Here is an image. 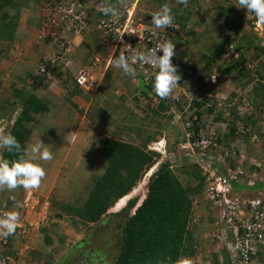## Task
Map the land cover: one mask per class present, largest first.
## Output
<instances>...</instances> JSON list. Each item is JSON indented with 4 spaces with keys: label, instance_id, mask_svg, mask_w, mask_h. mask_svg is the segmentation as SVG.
<instances>
[{
    "label": "trees",
    "instance_id": "1",
    "mask_svg": "<svg viewBox=\"0 0 264 264\" xmlns=\"http://www.w3.org/2000/svg\"><path fill=\"white\" fill-rule=\"evenodd\" d=\"M43 1L38 0L41 3ZM194 4L202 5L203 2L202 0H190L185 7L179 5V9L182 10L179 12V20L181 23L184 21L181 25L186 29L187 40L194 38L196 42H200L198 44H207L208 48L198 45L200 55L197 59V67L191 65L189 59L184 58L183 50L179 51L174 64L177 67L178 75L181 76V79L191 78L194 74L201 72L203 75L201 80H204L218 70L221 78L226 76L231 78L233 75L232 79H237V81L241 79V81L237 82L235 86L239 92L230 87L228 106H216L215 102L211 104V100L205 94L195 97L193 104L189 107L193 111L190 115L183 112L181 118L187 130H191L194 134L193 139L198 137L200 130L207 127L206 125L211 120L214 121L218 129L221 128L220 123H227L229 131L225 133V138L220 139V143L227 147L230 146L232 140L244 135V133H240L238 136L235 133V129L238 128L237 119L245 124L244 127L254 123L259 127V116L264 115L263 38L254 33L252 28L245 27L238 10L233 5H228L227 0H216L214 10L211 4L207 7V11L211 13L214 11L213 16L209 19L206 16L207 11L196 15ZM6 16L5 14L0 17V23L5 24V28L8 27V24L5 23ZM201 26L203 31L197 33L196 28ZM2 30L0 29V33L5 32V29L2 28ZM96 37L101 40L98 36ZM189 43L191 42H187L185 47ZM234 51L237 53L234 54ZM67 73L69 75V70ZM118 74H122L123 80L129 84L140 75L136 72L135 77L126 76L122 70L120 72L118 70ZM2 76H4V72L0 74V81ZM37 79L47 82L45 75L38 74ZM140 80L139 85L118 96L116 106L124 123L119 127L118 133L105 138L101 148L97 151L98 157L94 166L98 163V166L103 168L99 170L101 173L98 172L93 179L90 178L86 183L85 190H80L83 194L82 203H80V198H75L74 203H67L63 207L69 214L76 215L85 226L86 224L108 222L110 216L119 215L122 212L130 213L124 223L118 225L117 230L121 231V236L116 245V251L108 253L106 247L94 248L90 246L87 248L92 244L91 236L95 233V230L92 229L89 230L86 237L71 247V250L77 249L82 242L86 245L82 248L83 254L80 262L75 259L70 264H173L180 257H188L192 260V256L195 254V244L201 246L206 255L207 264H222L219 253L216 251L206 253L208 252L206 247L201 245L193 231V228L199 227L201 224V222L192 224L191 217L193 215L191 214H194L197 208L193 206V199L195 195H203L206 186L201 168L198 165L193 166L192 169L184 167L181 175H177L172 168V164L183 163L185 159L176 151L178 149L176 145L186 139V134H182L183 130L179 131L175 128L177 134L183 138L173 144L169 142L168 160L162 162L152 175L148 176L147 173L139 185L143 173L160 157L159 153L149 150V143L160 139L163 134L162 129H169L170 123L176 125L174 119L178 109L174 111L173 102L181 107L180 111L184 110L182 109L184 106L182 97L179 99L181 101H173L169 98L161 99L153 90L154 78L149 82L142 78ZM142 81L145 84L143 91ZM249 87L251 90L247 91ZM139 88L141 90L138 92V96L135 95L136 97H132L131 100L128 96L134 95L133 92ZM33 89L20 90L16 88L11 96L6 94V90L4 91L3 88L4 93L0 92L1 117L6 118L12 110L21 107L9 133L14 135L25 148L32 130L30 123L44 111L43 101ZM244 92H246L245 95H243ZM140 97L143 99L142 102L147 103L148 109L143 108L144 106L139 101ZM244 98L249 102V115L242 116L240 107L243 105ZM94 108V112H96L98 106H94ZM208 117L212 119L208 120ZM246 119H250V121L246 122ZM243 138L246 139L250 149L255 150L257 147L262 148L263 146L259 142L252 141V135L249 132L245 133ZM248 157L242 156L244 166L248 170L256 168L254 164L249 163ZM16 158L17 154H10L7 150H3L1 154V159L13 160ZM239 158H241L239 154L230 157L228 159L230 165L235 167L239 163ZM214 162L218 163V161ZM221 169L224 174H227L223 165H221ZM70 180L72 181V179ZM146 181L149 190L146 194L139 195V191ZM257 187H264V182L258 183ZM235 188L243 192L248 187L237 185ZM85 191L88 193L87 196L83 193ZM119 201L124 203L116 208L115 205ZM206 204L208 208L205 211H210L209 204L207 202ZM205 216L209 217V222L212 221L210 213L206 212ZM59 217H63V215ZM263 246L261 245V250ZM262 253H264L263 250ZM169 257L171 260L168 259ZM48 261V264H52L50 259ZM61 261L57 264H60Z\"/></svg>",
    "mask_w": 264,
    "mask_h": 264
},
{
    "label": "built area",
    "instance_id": "2",
    "mask_svg": "<svg viewBox=\"0 0 264 264\" xmlns=\"http://www.w3.org/2000/svg\"><path fill=\"white\" fill-rule=\"evenodd\" d=\"M105 2L107 0H47L41 6L42 18L36 41H46L49 50L41 57L38 68L40 75H45L50 80L52 67L71 52L77 40L96 41V36L106 43L112 54L127 56L132 67L140 74L138 78L146 82L152 81L157 69L132 62L131 57L136 52L150 53L158 44L171 40L176 44V55L172 58V63L175 64L180 48L178 40L184 36L176 17L172 15L174 27L167 29H158L151 23L152 14L164 5L169 6L168 3L162 2L155 7L153 0H110L118 11V15L113 17L102 13L101 6ZM158 55H162V52H158ZM100 59L97 55L95 63ZM66 65L71 66L72 61L67 59ZM75 81L86 94L96 91L100 84L93 67L89 66L78 69ZM178 84L173 92L181 90L179 81ZM248 106L249 103L245 101L240 109L249 111ZM195 118L197 119V115ZM262 118L259 121L260 128L240 125L239 130L243 133L250 132L252 141L264 144V115ZM215 125L211 120L207 127L200 130L196 139H193L191 130L187 131L186 139L180 146L190 150L188 156L205 176L204 199L210 203V211L207 212L213 218L210 222L212 240L216 246L219 245L218 253L222 264L226 256L230 264H264V246L261 250V245H264V187H257L258 183L264 182V157L260 162L252 158L250 164L257 167L248 170L243 164L242 154L239 155V163L232 167L228 159L238 155L236 145L225 147L220 143V139L225 138L228 125L220 123V129ZM159 144L162 141L156 142L154 147ZM214 161L218 163L215 164ZM221 165L227 174L222 172ZM237 185L248 188L242 192L236 190ZM31 201L29 199L26 206L36 209L38 199L34 200L35 204H31ZM6 212L0 209V216ZM200 216L198 212H194V225L201 222ZM20 218V225L14 235L6 239L0 237V264H29L27 241L36 225L24 216ZM194 249L193 264H207L201 246L195 244Z\"/></svg>",
    "mask_w": 264,
    "mask_h": 264
},
{
    "label": "rangeland",
    "instance_id": "3",
    "mask_svg": "<svg viewBox=\"0 0 264 264\" xmlns=\"http://www.w3.org/2000/svg\"><path fill=\"white\" fill-rule=\"evenodd\" d=\"M158 1H159V3L154 5L155 7L159 6L163 2V0H158ZM202 2L204 5L203 4L202 5H198V4L193 5V7H196V5L198 7V9L195 8V11L197 13L196 15H200L201 13H205V11H207V7L210 4L213 6V10L215 9L214 5H216V0H202ZM166 3H170V5L171 4L172 5L173 4L174 5L180 4V3H177V0H167ZM227 4L233 5L238 10V13L241 16V19L243 20L245 27H248V29L252 28L254 33L258 34L259 37H262L263 41H264V25H256L255 24V21H256L255 16L253 14L247 13V10L244 8H238L236 6L237 0H227ZM168 7L172 8V6H168ZM41 9H40V11H41V15H42ZM213 13H214V11L212 13L207 11V14H206L207 18L208 19L211 18L213 16ZM40 18H42V16H40ZM2 25H3V23H0V28ZM196 29H197V33H201L203 31L202 26L198 27ZM218 32L220 34L219 30H218ZM3 33H0V68L3 69L2 71L5 73L4 75H6V74L8 75V73H10L9 71L7 72V70L5 68L10 67L8 61H11L13 59V55H14L13 51L16 52V50H17L18 53L20 51L21 53H19V54L21 56V55L25 54L24 51L26 49V53H28L29 55H33V56L37 55L36 57H38V53H39L40 49L33 47V45L31 46L32 49H29V48H31L29 46H28V48H26L24 45H21L18 43L17 44H14V43L11 44L12 43L11 40H8V43H6L7 39H6L5 35H7L8 32L5 31ZM187 42H191L192 44L189 43L185 47V44L182 43L181 51L183 50V53L185 54L184 58L186 60L189 59V63H191V65H195V67H197V65H198L197 59L199 58V55H200L199 49L197 47H198V45H201L204 48H208L207 44H204V43L198 44L200 42H196V40L194 38L187 40ZM5 43L7 44V46L5 45ZM39 44H40L39 45L40 47H41V45H44L42 42ZM47 49L49 50V48H47ZM47 49H45V51H48ZM234 52H235V54L237 53V51H234ZM101 53H102V51H101ZM43 54H45V53H43ZM103 56H105V54H102V57ZM78 57L79 56H77V58ZM83 57H84V54H83L82 58L79 57L80 59H78V61H77V59L75 60V62L73 61V63H72L73 66L75 67L77 65L76 67H78L79 65L84 64L85 58L83 59ZM102 57H101V60L103 59ZM86 61L87 60L85 59V62ZM40 63L41 62H39V64ZM88 65H90V64H88ZM66 66H68V65H66ZM60 69L63 71H66V69L62 68V66H61V68H59V67L57 68L56 66L52 67V79H56V77L60 76V74H59ZM116 69H117V72L115 71ZM27 70H28V68L25 67V65L23 64V67L18 68L15 72L20 75V78L23 79V77L27 76V73H28ZM118 70H119V72L121 71V69L113 67L112 70L109 72L108 77H109V80H110V78L112 79L111 82L113 83V86H117L116 88H121L122 87L121 84L125 83V81H123L122 74H118ZM2 71H0V73ZM100 72L101 71H99V72L95 71V73H97L98 75ZM213 74L214 73H212V75ZM63 75H64V72H63ZM201 76H203V75L201 72H199L197 74H194V76H192L193 78L192 77L191 78H185L183 76L184 78L180 79L181 86L183 88L181 89V92L179 90H177L176 93L179 94V99L182 96L181 99L183 101L182 103L184 104V106H182L183 107L182 109H184V110L180 111L179 110L181 108L180 106L172 105V108L174 109V111L175 110L177 111V109H178V111H177L178 113L176 115V118L174 119V121L176 120V125L175 124L173 125L170 123L171 127H169V129L163 128L162 129L163 134L160 138H166L168 141H171L172 144L174 142H178V139L183 138L182 136H179L177 134V132L175 131V128L179 129V131L183 130L182 134L187 133L188 130H187V127L184 126V122L182 121L181 115L183 114V112L190 115L191 111H193V110H191V108H189V107H190V104L193 103V100L195 97H201V96H204L205 94H208L207 97H208V99L211 100V102H210L211 104L215 102L216 106L218 105V106L224 107L226 105H224L223 102L228 97L230 87L235 88L236 91L239 92V90L235 86H236L237 82L241 81V79L240 80L238 79V81H237V79H232L233 75L231 76V78H228V77L221 78L220 76L219 77L216 76L215 77L216 80H212L213 76L212 77L208 76L207 78H204V80H206V81L201 80ZM60 78H61V80H62L61 82L63 84L65 78H62V77H60ZM124 79H125V77H124ZM127 79H128V77H127ZM51 80H47V82L46 81L45 82L49 83V82H51ZM243 80H244V78L242 79V82H243ZM56 81H58V80H56ZM71 81H72L71 79L68 80V82H67L68 86L71 85L70 84ZM119 83H120V85H119ZM142 83H143V86L142 85L141 86H142V91H143L145 88V84L143 81H142ZM208 84H209V89H207ZM129 85H130V88L137 86L135 84V82H133V81ZM108 86H109V84H108ZM4 87H5V83L4 82L1 83V81H0V92L4 93L2 91V88H4ZM7 87H10V84L7 85ZM3 90L5 91L6 89H3ZM37 90H39V88ZM140 90H141V88L137 89L135 92H133L134 95L128 96V97H130L132 100V97L138 96V94H139L138 92ZM249 90H251V87H249L247 89V91H249ZM9 92H11V90L9 91V89H8V91L7 90L5 91V93L6 94L8 93V95H9ZM245 93L246 92H244L243 95H245ZM172 98H173V96H172ZM140 99H141V97L139 98V101H141L142 105L144 106L143 108L148 109L147 103L145 104L144 102H142L143 99H141V100ZM243 100H244V102L246 101V103H249L247 101V99L244 98ZM179 101H181V100H179ZM179 104H181V103H179ZM154 105L156 106L157 104H154ZM17 110H19V109H17ZM203 110L205 111V108H203ZM100 111L101 110L98 109L96 112L92 111V113L89 114L90 124L94 123V125H98L100 122H102V119H103V123H102V126L104 128L103 130H105V132H107V133L115 131L113 127L108 128V126H107V122L110 119H112L111 113L109 116H106L107 115V112H106L107 108H106V111H103V114H101ZM18 113H19V111L18 112L16 111L15 114L13 115V117H10V119L3 118V117H1V114H0V118H1L0 128H3L5 130V132L8 131V129H10L9 126L12 125L11 123H13L14 120H16L15 117L18 115ZM53 113L55 114V112H53ZM193 113H195V112H193ZM205 114H206V112H205ZM113 117H114V119H118V122H120L119 127H121V125L124 122L121 119L120 112L118 111V113L116 115H113ZM211 119H212L211 117H208V120H211ZM259 119H260V121H262L263 118L259 116ZM49 123H51L53 126H51L50 130L48 128L45 129L44 128L45 123H43L42 128L46 132H43L42 133L43 135L40 136L42 138H37L38 140L34 141V143L42 141L44 143L45 147H47L46 138L55 134V131H56L55 123L51 119H49ZM119 127L117 128V130L120 129ZM237 127L239 130L240 125L238 124ZM91 128L92 127H90L89 125L84 124L82 130H80L79 134L75 138L74 147L72 148L70 157H69L68 161L66 162V166H64V169H63L61 176L59 178V185L60 186H62L64 184L65 179H72L71 183L68 184V186H66L63 190H57V192L55 194V195H57V193L62 191V194H65L64 195L65 196L64 201H66V198L68 197L69 199H72L73 203H74L75 198H77V196H80V203H82L83 199L81 200V197L83 196V194L79 190L84 189L86 187V183L90 180V178L93 179L94 175L97 174L100 169H103V168H100V166H98V163H97V165L95 164V166H94V162L98 157L97 151L99 148H101V145H102L101 140H104V135L100 131L97 132V130H96V132L94 131V133H92ZM73 132H74V129H72L70 132H65V133L57 132L59 140L65 141V143L63 145H57V151L56 152H61V156H63L64 150L66 149V147L70 143L69 140L72 137ZM49 133H50V135H49ZM240 133H242V132H238L237 135L239 136ZM243 137H245V134L242 137L240 136L241 141H239V142H237V140L235 141V140L231 139L233 143L236 142V144H234V145H236L235 147L237 150H235V151L238 152L239 155H242V154L247 155L248 154L249 157L247 158V160L249 161V163H251V161H253L252 158H254V157L260 158L261 156L262 157L264 156L263 147L262 148L257 147L255 150L250 149V147H248V145L246 143V139L244 140ZM232 142H231L230 146L232 145ZM154 143L155 142H152L150 144V146L152 148L155 145ZM181 143H183V142L180 141L176 145L178 147V149L176 151H177V153H179L183 157H185V159H184L181 166L180 165L172 166V168L174 169V172L177 175H181V173H183L182 169L184 167L185 168L187 167V169H192L193 166L197 165L196 163H194V161L191 159V157L188 156V153L190 150L187 148H181L180 147ZM230 146H228V147H230ZM2 152H3V149H0V156H1ZM245 153H247V154H245ZM160 157H161V155H160ZM160 157L157 160H159ZM92 161H93V163H92ZM37 162L38 163L40 162L41 165L45 168L46 166L51 165L53 160H51L49 162H43V161H37ZM55 162L58 163L60 161L55 160ZM258 162H260V160H258ZM153 166H154V164L151 167H149L143 173V176L141 177V179L139 181V185H141V183L144 180V178L146 177L147 173L149 175V172H150L149 170ZM93 171H94V173H93ZM99 173H101V172H99ZM182 177H184L183 174H182ZM148 190H149V185H148V182L146 181V183L143 185L142 189L139 191V193H140L139 195L146 194L148 192ZM23 191H24L23 188H17L14 191H8V190L0 191V207L4 208L3 206L6 207V204L7 205L9 204V201H8L9 198L7 197V195L8 196L11 195L12 198L19 199L21 196V193ZM83 193H85V196L88 195L87 191H85ZM200 195H202V194L195 195V197L193 199V206L197 207L195 210L196 213L198 212L201 215L200 216L201 217V224L199 227L196 226L195 228H193V231H194V234L196 235V237L199 238L201 245L206 247V249L208 251L206 253H210L209 251L219 252V249H220L219 245L216 246L215 241H213L212 237H211L212 229H211V225L209 223V217L205 216L206 212H207L205 210H206V208H208V206H206L207 204H206L205 199H204V193H203L202 197H199ZM122 203H124V202L119 201L118 204L115 205V207L116 208L119 207V205ZM208 204H210V203H208ZM52 205H53V203H52ZM55 206L60 208L62 211V214H64V217H59V216L55 217L56 222H54V223H56V224L54 227L56 230H58V233H56V234L59 235L61 231L65 232L67 228H69V229L71 228V230H72L71 233L67 232V236L70 240L67 242V244H65V248H69V247L77 244L84 237H86V234L89 232V230L94 229L95 233L91 236L92 244L88 245L87 248H89L90 246H92L94 248H105L106 247L108 249V253H114L116 251V248H117L116 245L119 243L120 236H121V231L119 232L117 230L118 225L123 224L125 219H127V217L129 216L130 213L127 214L126 212H122L119 215L110 216V219L108 222L101 223V224H98V223H93V224H88V225L86 224V226H85V224H83V222L78 220L76 215L72 214V216H71L68 212H66L63 209V205L59 206V205L55 204ZM51 210H52V208H51ZM191 215H194V214H191ZM191 218H193V217H191ZM79 228H80L81 232H78L77 229H79ZM54 238H55L54 244L50 245V247L47 248L48 250L49 249L54 250V251H52L53 254L49 255L51 257V259L49 258V256H46L47 254H45L43 256V258L46 260V262H49L48 259H50V261H53V264H57L59 261H61L63 253L58 254L57 252H55V248L58 247V242H59L60 237L59 238L54 237ZM85 246L86 245L82 242L80 244L79 248L72 250L70 253H68V256L63 257L60 264H68V263L70 264V263L74 262L75 259L76 260L78 259V261L80 262V260L82 258V254H83L82 248ZM30 253H31V255H29V257L32 258L30 264H37L38 262H37L36 258L33 256L34 255L33 252H30ZM204 255H205V253H204ZM68 259H69V262H67ZM46 264H48V263H46ZM223 264H225V261L223 262Z\"/></svg>",
    "mask_w": 264,
    "mask_h": 264
},
{
    "label": "crops",
    "instance_id": "4",
    "mask_svg": "<svg viewBox=\"0 0 264 264\" xmlns=\"http://www.w3.org/2000/svg\"><path fill=\"white\" fill-rule=\"evenodd\" d=\"M46 1L47 0H44L43 3H41L38 2V0H11L10 2L9 0H0V17H2L5 14L7 15L5 19V23L8 24V27L5 28L4 27L5 24H4L2 25L3 27L1 26L0 28L1 30L3 28L5 29V31L8 32V34L5 35L7 39L6 43H8V40H11L12 41L11 44L18 43L24 45L26 48H28V46L31 47L33 45V47L40 49L39 53L37 52L38 57H36L37 55L36 56L29 55L28 53H26V49L24 51L25 56L24 55L20 56L19 53L21 52L19 51L18 53V51L15 49L16 52L13 51L14 52L13 59L11 61H8L10 67L5 68L7 72L9 71L10 73H8V75L6 74L1 77V83L2 82L5 83V87L3 89H6L7 91L8 89L9 91L11 90V92H9L10 96L12 95L13 91H16L15 90L16 88L20 90H25V89L31 90L34 88L33 90L37 92L38 96L44 102L43 103L44 111L38 114L36 118L30 123L31 125L30 128L32 130L30 133V137L27 141L26 147L31 146L34 143V141L38 140L37 138H42L40 136L43 135L42 134L43 132H46L42 128L43 123H45L44 128L45 129L48 128L49 130L51 126H53L51 123H49V119H51L56 125L55 134L46 138L47 148L53 153V159H52L53 162L51 165L46 166L44 168L46 171V176L43 179L41 186L38 189H34V190L26 191L24 189L19 199L12 198L11 195L10 196L7 195V197L9 198L8 199L9 204L8 205L6 204V207L3 206L4 209L8 211H18L20 216H24L28 221H31L34 223V225H36L35 229L33 230V234L27 244L31 249V252H33L34 254L33 256L36 258L38 262L37 264H43V263L46 264L47 262L43 258V256L45 254H47L46 256L53 254L52 251L54 250L53 249L48 250L47 248L50 247V245L54 244V239H55L54 237H58V238L60 237L58 242V247L55 248V252H57L58 254L63 253L62 259L72 251L71 250L72 246L69 248H65V244H67V242L70 240L67 236V232L71 233L72 231L71 228L70 229L67 228L65 232L61 231L60 234L58 235L56 234L58 233V230L55 229L54 226L56 223L54 222H56L55 221L56 216L63 215L64 217V214H62L61 209L55 206V204L59 206L63 205L64 207V205H66L67 203L69 204L73 202V200L69 199L68 197L66 198V201H64L65 194H62V191L57 193V195L55 194L57 190H63L66 186H68V184L71 183L70 179H65L64 184L60 186L59 178L64 169V166H66V162L70 157L72 148L74 147L75 138L79 134L80 130H82L84 124H87L90 127H92L91 128L92 133H94V131L96 132V130L97 132L100 131L104 135V140L106 137L113 135L115 132L118 133L117 128L120 126V122H118V119H114L113 117V115H116L119 111V109L116 106V103L118 101L119 94L120 93L124 94L125 91L130 89V85L127 82L122 83L121 88H116L117 86H113V83L111 82L112 79L110 78L109 80L108 74L113 68L111 64V60L114 56H118V55L112 54L109 51V48L107 47L106 43L99 39L96 41L94 40L86 41L83 39L77 40V42L73 45L71 52L68 53V55L65 56L62 61H58L59 63L57 62L56 65L57 68L58 67L60 68L59 66L60 63L65 64V61L67 59L72 61L73 63V61L75 62L76 59L78 61V59H80L79 57L82 58L84 54L83 59L85 58L87 61L85 62L84 59V64L81 65L93 67L92 64H94L97 65L96 67H93L94 70L98 72L101 71L99 75L96 73V75L100 80V87L94 97L88 98L87 96H85L73 81H71L70 83L71 85L68 86L67 82L70 79V77L68 78L67 75H63L64 71L61 69L59 72L60 76L56 77V79H52L51 82L46 83L44 81L41 82V80L38 81L39 79H37V75H38L37 69L39 66L40 58L42 57L43 53L47 52L45 51V49L49 48L47 46L48 43L46 41L42 42L44 45H41L40 47L39 46L40 44L37 43L35 39L37 32L39 30V24H40L39 22L41 16L40 9L41 6ZM6 43L5 45L7 46ZM29 49H32V47ZM102 54H105L106 57L103 56L102 60L100 59L98 63H95L94 61L95 57L99 55L101 58ZM77 56L79 57L77 58ZM87 63L90 65H88ZM23 64L25 65V67L28 68L27 70L28 73L27 76L23 77L22 79L20 78V75L17 74L15 71L18 68L23 67ZM2 70L3 69L0 68V71ZM115 71L117 72V69ZM60 77L65 78L63 84L61 82L62 80ZM9 84L10 87H7V85ZM38 88L39 90H37ZM94 106L95 107L101 106L100 109L101 114H103V111H106L107 108L106 116H109L110 113L112 116L111 117L112 119H110L107 122V126L108 128L113 127L115 131L109 133L105 132L102 126L103 122H100L98 125H94V123L90 124L89 114L92 113V111H94L95 109ZM18 109L19 110L17 109L12 110L11 113H9L8 117L6 118L10 119V117H13L16 111L17 112L20 111L21 107ZM53 112H55V114ZM18 115L15 117V119L18 117ZM14 122L11 123L12 124L11 126H9L10 129L6 131L7 133L10 132ZM72 129H74V132L69 140L70 143L64 150L63 156H61V152H56L57 145H63L65 141L59 140L57 132L65 133V132H70ZM104 140H101L102 144L104 143ZM55 160H59L60 162L56 163ZM36 198L38 199L39 202V203L37 202L38 204L36 205V209L33 208L31 209L26 206L25 203L29 199L30 201L33 199L31 201V204L32 203L35 204L34 200ZM77 198H80V196H77ZM72 214L73 213H70V215ZM78 232H81L80 228ZM49 258L51 259L50 256ZM50 262L53 264V261ZM225 263L230 264L229 260L227 259V256L225 258Z\"/></svg>",
    "mask_w": 264,
    "mask_h": 264
},
{
    "label": "clouds",
    "instance_id": "5",
    "mask_svg": "<svg viewBox=\"0 0 264 264\" xmlns=\"http://www.w3.org/2000/svg\"><path fill=\"white\" fill-rule=\"evenodd\" d=\"M153 1L156 4L159 3L158 0H153ZM166 1L167 0H163V2H166ZM189 2L190 0H177V3H180V4L170 5V3H168L169 6H172V8L171 7L169 8L167 5H164L162 6L160 10L154 12L151 16V23L158 29H167L169 27H174V24H173L174 18L172 15L176 17V20L180 24L182 31H183V35H184L183 37H180V40H178L180 44L179 51H181L182 43L184 44L187 43L186 29L183 27V25H181L182 23H184V21H182L181 23L179 20V15H180L179 12H182V10L179 9V5L185 7ZM236 6L238 8L246 9L247 13L253 14L256 18V21H255L256 25H264V0H237ZM193 8L198 9L197 5L196 7H193ZM101 11L105 16L115 17L118 15L117 8L111 4L110 0H107V2L102 4ZM40 21H41V18H40ZM96 40H98V38H96ZM262 43H264V41ZM175 48H176L175 43H173L171 40H165L164 42L158 44L156 49H154L150 53L136 52L131 57V61L143 64V65H149L157 69V71L154 73V82H153V90L155 94L161 99L169 98L170 100L173 99V101L174 100L178 101L179 94L176 92H173L179 85L178 81L181 79V76L178 75L177 73V67L172 63V58L176 55ZM158 52H162V55H158ZM40 62H41V58H40ZM111 64L113 67L121 69L123 74L126 76L135 77L136 75L135 69L132 67V64L130 63L129 58L125 56L124 54L114 56L111 60ZM92 65L93 67L97 66L94 64ZM59 66L60 68L61 66L62 68L63 66L65 67L63 68V69H66V71H64V75H67L68 78L69 77L72 78L71 80L83 92L85 96H87L88 98H91L96 95L100 87V84L96 91L90 94H86L77 85L75 81V74L77 73L78 69L82 67V65H79L78 67H76L77 66L76 65L74 67L73 64L71 66H65L64 63H60ZM89 67H92V66H89ZM68 70L70 73L69 75L67 73ZM94 73H95V70H94ZM213 73L214 74L213 75L211 74L210 76L211 77L213 76L212 80H216L215 77L216 76L219 77V72L218 70H216ZM37 74H39L38 69H37ZM95 76L97 77L98 81H100L96 73H95ZM140 81L141 80L137 77L133 79V82H135V84L137 85L140 84ZM179 83L181 84L180 81ZM207 89H209V84H208ZM178 90L181 92L180 89ZM227 99L223 102V104L226 106L229 105L227 103ZM242 103L244 104V100L242 101ZM192 104H190V106ZM173 105H175L174 102H173ZM98 109H101V106H98ZM246 112H248V110L241 109L240 114H242V116L246 114L249 115V112L248 113ZM237 121L239 125L245 126V124H243V122H241L240 120L237 119ZM248 121H250V119L249 120L246 119V122ZM102 122H103V119H102ZM253 125L256 128H260V123H259V127H257L256 123H254ZM117 131L119 132L120 129H118ZM238 132H241V130L239 131L238 128L235 129V133L238 134ZM258 132L260 135H262V132H260L259 130ZM111 136H114V134ZM236 140L237 142L241 141L240 137H237ZM160 141H162L161 145L159 144L153 148L150 146L152 142L156 143ZM152 142H150L148 145L149 150L159 153L161 157L159 160H157L154 163V166L151 168L153 169L155 167L154 170H152L151 175L153 174V172H155L159 168L162 162L168 160L167 148H168L169 142L171 141H168L166 138H160ZM234 144H236V142L234 143L232 142V145ZM262 147L264 149V144ZM0 149L7 150V152L10 154L12 153L17 154V158L13 160L0 159V191H3V190L14 191L17 188H23L27 191V190L38 189L41 186V183L46 176V171L44 167L37 161L49 162L53 159V153L47 147H45L42 141L34 143L31 146L25 148V147H22V145L20 144V142L17 140V138L14 135H12L11 133L5 132L3 128H0ZM263 154H264V150H263ZM179 155L182 156L181 154ZM263 157L262 156L260 158L254 157V159L258 162V160L261 161ZM177 165L181 166L182 163L178 162V163L172 164V166H177ZM0 209H4V208L0 207ZM4 210L7 212L3 216H0V237H3L6 239L9 236H12L16 233V230L20 225L21 218H20V214L18 211H8L6 209ZM30 250L31 249L29 248V254L31 255ZM168 259L171 260L170 257ZM31 260L32 258L29 257V264L31 263ZM173 264H193V261L188 257H180L176 259L173 262Z\"/></svg>",
    "mask_w": 264,
    "mask_h": 264
},
{
    "label": "bare ground",
    "instance_id": "6",
    "mask_svg": "<svg viewBox=\"0 0 264 264\" xmlns=\"http://www.w3.org/2000/svg\"><path fill=\"white\" fill-rule=\"evenodd\" d=\"M151 172H152V171L150 170L149 175H151ZM149 175H148V176H149Z\"/></svg>",
    "mask_w": 264,
    "mask_h": 264
}]
</instances>
